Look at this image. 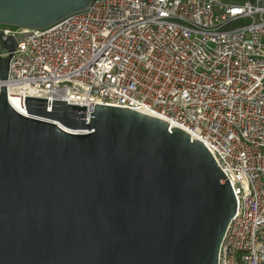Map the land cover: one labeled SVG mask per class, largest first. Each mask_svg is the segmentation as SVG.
Segmentation results:
<instances>
[{
  "label": "water",
  "instance_id": "water-1",
  "mask_svg": "<svg viewBox=\"0 0 264 264\" xmlns=\"http://www.w3.org/2000/svg\"><path fill=\"white\" fill-rule=\"evenodd\" d=\"M88 0H0V24L45 28ZM0 33V264H218L228 180L184 130L138 111L7 99Z\"/></svg>",
  "mask_w": 264,
  "mask_h": 264
},
{
  "label": "built area",
  "instance_id": "built-area-1",
  "mask_svg": "<svg viewBox=\"0 0 264 264\" xmlns=\"http://www.w3.org/2000/svg\"><path fill=\"white\" fill-rule=\"evenodd\" d=\"M0 33L17 43L5 87L24 110L27 97L145 111L201 142L236 199L218 264H264V0H88Z\"/></svg>",
  "mask_w": 264,
  "mask_h": 264
},
{
  "label": "bare ground",
  "instance_id": "bare-ground-1",
  "mask_svg": "<svg viewBox=\"0 0 264 264\" xmlns=\"http://www.w3.org/2000/svg\"><path fill=\"white\" fill-rule=\"evenodd\" d=\"M9 102L10 103H14V104L17 103L19 112L22 113V114L26 113L24 108H23V106L21 105V103L19 102V100L16 97L9 96ZM139 112L151 115V114H149L148 112H145V111H139ZM168 124L173 126V127L176 126L174 123H168Z\"/></svg>",
  "mask_w": 264,
  "mask_h": 264
},
{
  "label": "crops",
  "instance_id": "crops-1",
  "mask_svg": "<svg viewBox=\"0 0 264 264\" xmlns=\"http://www.w3.org/2000/svg\"><path fill=\"white\" fill-rule=\"evenodd\" d=\"M255 0H227V2H231V3H245V2H250V3H254Z\"/></svg>",
  "mask_w": 264,
  "mask_h": 264
}]
</instances>
